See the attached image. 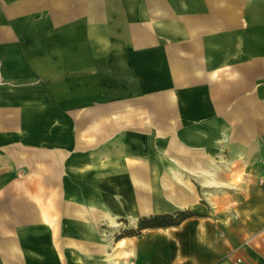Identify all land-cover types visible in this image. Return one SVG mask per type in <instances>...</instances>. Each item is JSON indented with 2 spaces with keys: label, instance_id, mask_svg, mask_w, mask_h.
I'll list each match as a JSON object with an SVG mask.
<instances>
[{
  "label": "crops",
  "instance_id": "obj_1",
  "mask_svg": "<svg viewBox=\"0 0 264 264\" xmlns=\"http://www.w3.org/2000/svg\"><path fill=\"white\" fill-rule=\"evenodd\" d=\"M236 259L264 264V0H0V264Z\"/></svg>",
  "mask_w": 264,
  "mask_h": 264
},
{
  "label": "trees",
  "instance_id": "obj_2",
  "mask_svg": "<svg viewBox=\"0 0 264 264\" xmlns=\"http://www.w3.org/2000/svg\"><path fill=\"white\" fill-rule=\"evenodd\" d=\"M190 213L187 211H177L176 216L178 220L188 216ZM171 214H164V215H156L153 216L151 219H141L139 222V226L144 227L147 226L149 223L153 225H160V224H172L177 221V219L172 217Z\"/></svg>",
  "mask_w": 264,
  "mask_h": 264
},
{
  "label": "built area",
  "instance_id": "obj_3",
  "mask_svg": "<svg viewBox=\"0 0 264 264\" xmlns=\"http://www.w3.org/2000/svg\"><path fill=\"white\" fill-rule=\"evenodd\" d=\"M232 264H239V263H238V259L232 261Z\"/></svg>",
  "mask_w": 264,
  "mask_h": 264
}]
</instances>
